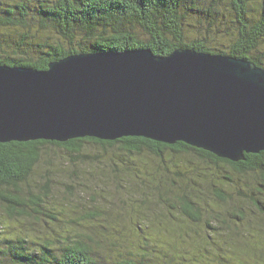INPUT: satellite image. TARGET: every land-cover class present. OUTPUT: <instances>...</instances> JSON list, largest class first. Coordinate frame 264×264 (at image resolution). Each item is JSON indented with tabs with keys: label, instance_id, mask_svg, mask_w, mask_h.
<instances>
[{
	"label": "trees",
	"instance_id": "16d2710c",
	"mask_svg": "<svg viewBox=\"0 0 264 264\" xmlns=\"http://www.w3.org/2000/svg\"><path fill=\"white\" fill-rule=\"evenodd\" d=\"M139 49H191L264 68V0H0V66L47 70L71 55ZM120 206L136 232L157 235L152 244L123 235L126 219L110 213ZM0 212L76 226L56 239L0 235V264H103L111 240L141 251L114 264H204L188 251L226 260L220 232L232 241L230 259L250 264L264 255V152L232 162L142 137L0 143ZM97 225L104 233L91 230Z\"/></svg>",
	"mask_w": 264,
	"mask_h": 264
},
{
	"label": "water",
	"instance_id": "95a60500",
	"mask_svg": "<svg viewBox=\"0 0 264 264\" xmlns=\"http://www.w3.org/2000/svg\"><path fill=\"white\" fill-rule=\"evenodd\" d=\"M142 137L232 162L264 152V68L179 49L0 66V143Z\"/></svg>",
	"mask_w": 264,
	"mask_h": 264
},
{
	"label": "rangeland",
	"instance_id": "374dc122",
	"mask_svg": "<svg viewBox=\"0 0 264 264\" xmlns=\"http://www.w3.org/2000/svg\"><path fill=\"white\" fill-rule=\"evenodd\" d=\"M18 1L20 0H4V4H5V7H7L10 4H14ZM32 4L33 5L38 4V0H32ZM212 44L215 45L216 43H212ZM110 213L112 215H122L126 219V221L120 222L118 224L120 225V227L123 228L124 236L135 238V241H134L135 245L144 246L145 244H152L151 243L152 241H149L150 239H152L153 242L155 241L157 235H155L153 231H146L144 227H142V229L145 231L144 233L135 231V228L132 226L133 223L130 220H133V219L136 220V218L132 217L134 216V214L127 212V209H124L123 207L120 206L119 209L114 208V210H112ZM49 221L51 222L45 223L43 221L40 223H36L35 221H32V222H27L26 224H24V223H19L18 221L11 219L6 212H0V232H1L0 235L6 234V233H17V234L24 235L26 238L30 237L32 239H37L39 237H43L44 235L48 234L50 236L51 235L54 236V238L52 237V239H56L57 235L62 236L67 231L71 230L72 226H75L73 224H67L65 222L52 223V220H49ZM97 228L98 229H91V230L104 233L101 227L99 228V225H97ZM137 233H138V236H137ZM147 238H149V240H147ZM162 238L164 237L162 236ZM215 240H217V243L219 244V246L216 247V249H219L221 247L222 248L220 249L221 253L225 255L226 254L229 255V257L224 256L226 260H220L219 259L220 257L218 256L219 254L217 251H212L210 253L206 251L196 253L195 251L197 250L192 249L188 251L189 256L192 259L203 261L204 264H239L234 259H232L233 260L232 261L230 259L231 255L227 253V247H228L227 242L228 243L232 242L231 239L228 237V235L222 234V232H220V235L216 236ZM103 244H104L103 245L104 248L100 249L101 251L100 255L102 259L104 258V261L102 262L103 264H114V263H119L123 261L124 259L133 258L129 254L136 255V259L138 260V256L141 252V251H138L136 248L131 249L127 244L122 243V242L115 243L114 241L111 240ZM153 248H154V251L151 252L153 255L152 257H156V256L161 257L160 255L161 252L159 251V248L157 247H153ZM200 261H196V262H200ZM247 261H250V264H264V255L258 253L257 257H254V258L252 257V259L247 258ZM243 264H246V262Z\"/></svg>",
	"mask_w": 264,
	"mask_h": 264
},
{
	"label": "bare ground",
	"instance_id": "6f19581e",
	"mask_svg": "<svg viewBox=\"0 0 264 264\" xmlns=\"http://www.w3.org/2000/svg\"><path fill=\"white\" fill-rule=\"evenodd\" d=\"M260 209V208H259ZM261 212V211H260Z\"/></svg>",
	"mask_w": 264,
	"mask_h": 264
}]
</instances>
